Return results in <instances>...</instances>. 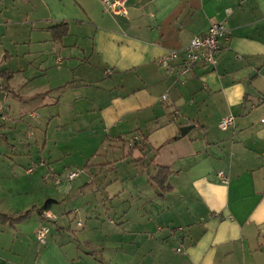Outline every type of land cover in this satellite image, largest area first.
<instances>
[{"label": "crops", "instance_id": "0c3cea01", "mask_svg": "<svg viewBox=\"0 0 264 264\" xmlns=\"http://www.w3.org/2000/svg\"><path fill=\"white\" fill-rule=\"evenodd\" d=\"M123 3L0 1V264H264V0ZM212 23L215 66L158 64Z\"/></svg>", "mask_w": 264, "mask_h": 264}, {"label": "built area", "instance_id": "2783aa9c", "mask_svg": "<svg viewBox=\"0 0 264 264\" xmlns=\"http://www.w3.org/2000/svg\"><path fill=\"white\" fill-rule=\"evenodd\" d=\"M104 7L115 15H126L127 10L123 0H103ZM228 39L227 28L223 23H212L206 32L202 35H195L187 43V45L179 50H169L158 58V64L169 70L175 69L174 63H178L177 72L183 77H187L193 72L194 68L199 65L215 66L217 63V55L222 47V42ZM166 95H163L164 99ZM7 108L0 106V117L2 120L6 118L5 112ZM234 123V117L227 115L219 122L222 130L228 129ZM262 164L264 165V152L262 155ZM78 171H71L67 175V179H73L78 176ZM223 183L227 182L226 177L221 171L218 172ZM45 216V213H43ZM78 226H82L81 222H77ZM49 236V228L41 227L37 231V240L39 243H45ZM180 249H177L179 251Z\"/></svg>", "mask_w": 264, "mask_h": 264}, {"label": "trees", "instance_id": "16d2710c", "mask_svg": "<svg viewBox=\"0 0 264 264\" xmlns=\"http://www.w3.org/2000/svg\"><path fill=\"white\" fill-rule=\"evenodd\" d=\"M67 30H68L67 24H61V25H58V26L51 27L50 31L52 33L53 40H58L62 36L66 35L67 34ZM169 174H170V172H169L168 169H166L164 167H160L159 170H158L157 175L154 178V182L160 188L161 192H165L169 188V186L166 185V179H167ZM53 203H54V201H52V200L46 201V203L39 209L40 216L43 217V212L48 210V208ZM29 214H30V211H26L24 213H18V214H15L13 216H8V215L0 213V222H2V223L9 222L11 224H14V223H16L18 221H21V220L25 219L26 217L29 216Z\"/></svg>", "mask_w": 264, "mask_h": 264}, {"label": "rangeland", "instance_id": "374dc122", "mask_svg": "<svg viewBox=\"0 0 264 264\" xmlns=\"http://www.w3.org/2000/svg\"><path fill=\"white\" fill-rule=\"evenodd\" d=\"M29 143L27 142V143H25V146H23V148H28L30 145H28ZM31 147V149H33L32 150V152H31V154H34V152H35V149L34 148H32V146H30ZM14 148H16V147H14ZM10 152V151H9ZM26 152H28L27 151V149H26ZM28 154V153H27ZM31 161H35V156H32L31 157ZM64 163L61 161V164L60 165H63ZM34 164L33 163H30L29 165H26L27 166V168H34L35 166H33ZM29 166V167H28ZM23 167V166H22ZM21 167V170L23 171V168ZM75 171H78V172H81V170L80 169H74ZM80 174V173H79ZM24 220V219H23ZM70 225L72 226V228H78V226H77V222L79 221L78 220V218L77 217H74V214H73V216L70 218ZM81 222V221H80ZM83 222V221H82ZM80 228V227H79Z\"/></svg>", "mask_w": 264, "mask_h": 264}, {"label": "water", "instance_id": "95a60500", "mask_svg": "<svg viewBox=\"0 0 264 264\" xmlns=\"http://www.w3.org/2000/svg\"><path fill=\"white\" fill-rule=\"evenodd\" d=\"M191 128H192L191 125L183 126L180 128V132L182 135H185Z\"/></svg>", "mask_w": 264, "mask_h": 264}]
</instances>
